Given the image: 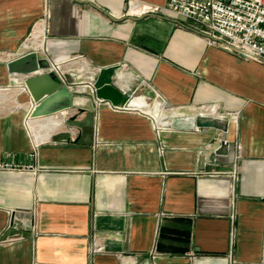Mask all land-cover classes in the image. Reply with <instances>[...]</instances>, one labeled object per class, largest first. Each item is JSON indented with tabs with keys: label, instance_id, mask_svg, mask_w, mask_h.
Segmentation results:
<instances>
[{
	"label": "crops",
	"instance_id": "1",
	"mask_svg": "<svg viewBox=\"0 0 264 264\" xmlns=\"http://www.w3.org/2000/svg\"><path fill=\"white\" fill-rule=\"evenodd\" d=\"M128 1L0 0V50L47 17L53 57L88 77L115 67L129 96L115 109L74 91L70 108L28 116L26 75L0 59V159L37 167L0 171V238L22 236L0 245V264H264V61L183 16L127 14ZM154 91L191 115L216 104L238 117L224 129L160 125L131 103ZM216 137L230 145L202 152ZM16 215L33 227L8 226Z\"/></svg>",
	"mask_w": 264,
	"mask_h": 264
},
{
	"label": "built area",
	"instance_id": "2",
	"mask_svg": "<svg viewBox=\"0 0 264 264\" xmlns=\"http://www.w3.org/2000/svg\"><path fill=\"white\" fill-rule=\"evenodd\" d=\"M129 8L126 13L130 12L131 6L136 8V11L140 12V15H148L152 13H173L176 15L183 16L202 27V31L210 38L211 42H217L223 44L225 48L236 49L249 57L256 58L258 60L264 61V0H166L163 4L153 3L144 0H129ZM46 19L41 18L33 25L26 38H24L14 50H0V56H8L5 62L16 57V52L18 50H23L25 52H38L41 51L48 63V66L41 69L40 71H48L55 75L57 79L64 84L70 91H79L84 93H89V95L96 96V88L94 86L97 68L94 74L86 75L83 68L80 73H73L69 68L65 67L66 60H58L56 58L49 57V48L45 44L40 46L39 42L42 40L45 43L46 38V27L42 35L34 38L33 32L35 27L39 23H44ZM82 54L76 55V58L82 57ZM0 59H2L0 57ZM126 66V63H122ZM78 76L73 80L72 76ZM87 76V77H86ZM87 78V79H85ZM3 89L10 88L9 86L2 87ZM23 89L28 91L27 87L23 84ZM155 98H161L158 92H155ZM104 100V99H103ZM100 99V101H103ZM161 101V100H159ZM163 105V103H162ZM115 109H122L126 107L124 105H113ZM197 111L202 116H208L212 118H217L221 121L227 119L235 120L238 117V112L234 111H220L216 104H201L196 106ZM30 110L28 116H30ZM198 129L199 127L196 126ZM217 145H214V142ZM230 140L227 137H216L213 141L208 142L202 152H208L210 154L218 155L220 148L224 146H229ZM237 150H239L240 145L236 144ZM240 154H235V161L233 162V167L229 171L232 179H238V160ZM31 171L35 172L37 167L33 164H22L18 162L0 159V171L13 172V171ZM13 226L18 225L32 226L30 221L26 217L15 216ZM11 222L7 225L10 226ZM33 227V226H32ZM22 236H16L10 240H2L0 238V245L4 243H9L17 239H21ZM97 249V248H95ZM152 258L158 255V252L152 250Z\"/></svg>",
	"mask_w": 264,
	"mask_h": 264
},
{
	"label": "water",
	"instance_id": "3",
	"mask_svg": "<svg viewBox=\"0 0 264 264\" xmlns=\"http://www.w3.org/2000/svg\"><path fill=\"white\" fill-rule=\"evenodd\" d=\"M107 14L110 15L109 13ZM120 18L116 17V19ZM236 51L245 57H249L239 50ZM28 63L30 65H27ZM6 67L10 73L26 75L23 79V84L27 87L30 101L34 104L30 112L32 117H48L54 112L65 110L73 105L74 92L56 79L52 73L40 71L47 67V63L46 59L40 57L37 52L33 51L17 55V57L6 62ZM115 70V67H103L100 69L94 82L96 96L102 100L109 101L112 105L122 104L127 107L129 96L116 87L114 83ZM62 98H66V101L60 103ZM195 125L197 127L224 129L226 123L217 118L199 116L195 120Z\"/></svg>",
	"mask_w": 264,
	"mask_h": 264
},
{
	"label": "bare ground",
	"instance_id": "4",
	"mask_svg": "<svg viewBox=\"0 0 264 264\" xmlns=\"http://www.w3.org/2000/svg\"><path fill=\"white\" fill-rule=\"evenodd\" d=\"M131 12H128L127 14H133V15H137L140 16V12H138V10L136 11V8L130 10ZM45 29V25L44 23H39L33 32V37L36 38L40 35L43 34ZM40 46H44L46 43H44L42 40L38 41ZM47 45V44H46ZM48 46V45H47ZM2 59H7L8 56H0ZM117 70V69H116ZM115 70V72H116ZM116 75V74H115ZM97 76V75H96ZM124 76L123 73H118V78H122ZM21 89L22 91H25L23 89V85H21ZM0 90L7 92L5 89L0 88ZM28 92V91H25ZM131 103L133 105H138L141 107H146L147 111L149 113H151V115L154 116V119L156 120V122L160 125H173V126H196L195 125V120L197 117L202 116L200 114H196V115H182L180 113H176L174 112L171 116L166 115L164 112H159L158 113V109H157V105L155 106V108H150L148 104H146L147 102H145L143 99H139V98H133L131 100ZM34 105H32L31 110L33 109ZM52 126V125H51ZM46 132L48 133L50 131V129H52V127L50 126H46L45 127Z\"/></svg>",
	"mask_w": 264,
	"mask_h": 264
},
{
	"label": "rangeland",
	"instance_id": "5",
	"mask_svg": "<svg viewBox=\"0 0 264 264\" xmlns=\"http://www.w3.org/2000/svg\"><path fill=\"white\" fill-rule=\"evenodd\" d=\"M129 8V4H127V6H126V11H127V9ZM135 8V7H134ZM133 8V9H134ZM48 10V9H47ZM47 13H48V11H47ZM47 13H46V15H47ZM43 18H45V19H47V17H43ZM47 21V20H46ZM26 36H27V34H26ZM26 36L24 37V38H26ZM48 39H49V35H48V33H46V38H45V43L48 45ZM26 53H28V52H26ZM49 53V52H48ZM37 54L40 56V57H44L45 58V56H44V54L41 52V51H38L37 52ZM49 57L50 58H55V57H53L52 55H51V53H49ZM46 59V58H45ZM46 63H47V61H46ZM47 66H48V63H47ZM56 79H57V77L55 76V75H53ZM64 85V84H63ZM85 94H87V93H85ZM160 98V97H159ZM144 100V99H143ZM162 103H163V101L161 100V101H159V100H157L156 98H155V94H153L152 96H150L149 97V100H148V103H146V104H148L149 105V107L150 108H155V106L157 105V109H158V113L159 112H164L166 115H169V116H171L174 112H176L177 113V111L178 112H180V113H184L186 116L187 115H191L192 114V112L194 111V110H192V109H186V110H184V109H176V108H173L172 106H168L167 104H165V103H163V105H162ZM143 109H145L146 111H147V109H146V107H144ZM196 110V109H195ZM197 111V110H196ZM198 112V111H197ZM150 118H154V116L152 115V117L150 116V115H148ZM232 169V168H231ZM231 171V170H230ZM14 221L16 222V220H14V219H12V221H11V227L13 226L12 224L14 223ZM15 227V226H14Z\"/></svg>",
	"mask_w": 264,
	"mask_h": 264
}]
</instances>
